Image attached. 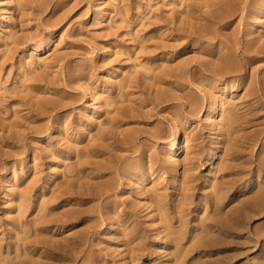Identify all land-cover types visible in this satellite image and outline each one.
Wrapping results in <instances>:
<instances>
[{"label":"rangeland","instance_id":"1","mask_svg":"<svg viewBox=\"0 0 264 264\" xmlns=\"http://www.w3.org/2000/svg\"><path fill=\"white\" fill-rule=\"evenodd\" d=\"M0 264H264V0H0Z\"/></svg>","mask_w":264,"mask_h":264},{"label":"bare ground","instance_id":"2","mask_svg":"<svg viewBox=\"0 0 264 264\" xmlns=\"http://www.w3.org/2000/svg\"><path fill=\"white\" fill-rule=\"evenodd\" d=\"M46 48H47V44L42 46L43 50ZM91 99L93 100L94 96H91ZM215 119L216 117H213V121H215ZM184 132L185 129L182 126H177L173 130L172 137L170 139L169 144L167 145V153L171 160H177L178 158H180L185 150L184 145L187 141V138L185 137ZM218 211H220V209Z\"/></svg>","mask_w":264,"mask_h":264}]
</instances>
